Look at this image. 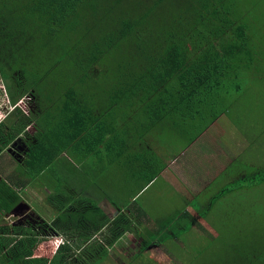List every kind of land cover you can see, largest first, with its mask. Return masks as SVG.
<instances>
[{"label":"trees","instance_id":"trees-1","mask_svg":"<svg viewBox=\"0 0 264 264\" xmlns=\"http://www.w3.org/2000/svg\"><path fill=\"white\" fill-rule=\"evenodd\" d=\"M237 3L0 0V82L15 107L0 122V156L17 140L27 147L14 157L20 170L13 178L0 176V215L11 216L24 201V190L51 170L60 182L47 193L56 218L47 221L35 211L36 226L0 227V264H102L127 233L143 238L144 252L196 226L206 231L208 212L196 216L187 210L183 216L189 221L181 231L173 230L176 223L169 218L155 219L158 224L144 231L146 211L131 202L126 184L141 178L135 183L139 193L166 168L147 136L166 146L169 132L184 134L182 148H187L235 103L227 84L245 78L230 61L243 60L250 40L249 25L237 24ZM101 79L108 81L97 84ZM85 87L91 91L87 97ZM28 95L34 99L29 115L17 106ZM32 126L34 136L28 131ZM59 159L73 169L60 166ZM64 169L70 183L60 175L59 170L67 174ZM115 174H123L126 182L105 188ZM243 178V184L264 181L256 175ZM235 190L222 189L212 205ZM104 201L116 215L107 213ZM252 232L234 243L225 241L221 253L217 249L209 259L206 250L192 249L187 264L197 258L198 264H264V236ZM56 237L63 243L55 248L49 241L51 256L37 251Z\"/></svg>","mask_w":264,"mask_h":264},{"label":"rangeland","instance_id":"rangeland-1","mask_svg":"<svg viewBox=\"0 0 264 264\" xmlns=\"http://www.w3.org/2000/svg\"><path fill=\"white\" fill-rule=\"evenodd\" d=\"M237 5V24L245 22L249 25L246 32L248 31V35H250V40H247V51L250 50V52L247 53V51H245L243 53V60L238 61L236 59H231L230 62L235 66L242 63V65L246 67L249 63V58H251L252 63H256L258 65H256L255 69L249 70L247 68V71H244V80L241 78L238 80L232 79L231 83H226L231 86V90L227 94L232 95V100L234 101L238 97V99H236V103L233 104L228 113H232V116L237 119V124H235V126L240 129L244 128V130L248 132V135L242 130L241 131L247 137L250 136L252 139L255 138L256 144L252 145L250 149L239 155L237 149L235 150L234 147L233 149L229 147L231 144L230 141H225V138L228 139V136H225V134H228L227 120L219 119L218 123L212 125L211 128L218 131L220 134L224 133V135H218V141L215 140L216 143H214L213 148L208 137L205 136L203 141L206 143L205 152L208 155L214 156L215 161L222 165V170L226 169L223 174L225 184H223L221 180H219L216 184L212 183V185H214H211V188L209 187L207 191L194 201L190 197H184V195H186L189 192L190 187H194L196 183L199 189L203 188V184H201L197 176L190 180V185L185 184L189 181L187 177H185L184 182L179 186H176L178 184L173 186L174 183H168L170 178H159V180L153 181L151 187L141 194L139 199H137L138 204L136 205L143 207L144 210L147 211L146 217L142 221V224H140L142 225L141 227L144 228V231L150 227L155 219L165 220V218L175 220L174 223L176 224L171 227H175V229H173L174 231L176 229L181 231V227H185V223L189 221V219H185L183 212L184 210L189 209L196 211L199 216L201 213L208 212L207 217L203 222V227H205L206 231L203 232L196 226V229L192 228L188 233L185 232L181 236L177 233V238L167 241L166 245L162 246L157 243L151 249L144 252H141L144 242L143 238L137 237L135 234H128L124 236L121 241L115 244L109 257L102 264H187L192 249L201 248V250H206L204 257L209 259L217 249H219L221 253V250L224 248L223 243L225 241L234 243L235 237L237 236H241L244 239L248 238V235L252 231V236H264V181L243 184L241 183V177L236 178V171L240 167H242L244 174L248 178H251L253 175L258 176L260 180L264 178V0H238ZM247 6H250V8L247 9ZM231 17L234 16L232 15ZM249 55L251 56L249 57ZM110 66L113 68V65ZM246 79L247 82H244ZM106 81H108V79H101L100 83L97 84L104 85ZM6 83L10 85L8 81H6ZM46 86H49L51 89V81H49ZM238 86L239 89H237ZM0 88L6 90V85L3 82H0ZM84 89L85 97H87L88 92L91 91L87 87ZM48 94H51V90ZM229 95H226V97ZM2 98L3 97H1L0 100ZM23 100L25 102L24 107L27 109L30 108L31 110L34 106L33 97L27 96L24 97ZM1 101L0 121L5 117L7 110L10 109L5 96ZM228 117L231 118V115L228 114ZM44 118L47 119L48 117L44 116ZM51 119L53 121H58L57 117L54 115H52ZM51 119L48 121L52 122ZM48 124L51 125V123ZM241 124L245 127H242L243 125ZM31 131L32 134L35 135V129H31ZM167 140L168 144L165 146L158 139L154 142V140H152V136L146 137V141L150 143L152 149L157 152V155H160L166 164L171 162L168 164L171 165L173 163L169 166L172 170H174L172 174L177 180L182 181V171L180 170L182 169V164L180 162H173L172 160H174V154H179L180 151L184 152L186 149L182 148V144L185 145L186 143L184 134L178 135L176 132H169ZM185 147H187V145ZM193 148L194 150L202 149V142L197 143V145L193 146ZM181 153L178 156H180ZM67 155L68 154H64L63 156L67 158ZM1 156L0 176L3 178H13L15 171L17 169L20 170L17 160L15 159L16 157H10L6 151L4 152V156ZM187 156L183 161L187 162V167L193 169V167L188 164L189 161L187 160ZM235 156L237 157L228 167L226 162L230 161ZM68 159L76 166H79L75 160L71 158ZM63 161L68 164H70V162L66 159H62L61 163L62 166L69 169V166L63 164ZM212 161L213 160L207 158L205 164L209 166ZM198 162L201 163L200 161H197V164L194 162V168L196 169L197 166L199 167ZM54 168L56 170L58 169L56 167ZM71 168L73 169L72 165ZM59 171L62 178H67V183H70V181H68L71 180L69 175L70 172L65 170L67 171V174H65L61 173V170ZM21 173L25 175L23 170H21ZM56 173L58 172L51 170V173H47L48 178L43 177V179L45 178L46 180L41 178L43 181H46L47 185L51 189V192H54L60 184L56 177ZM135 173L137 172L135 171ZM41 179L38 178L35 183L29 185L24 190L22 195L25 202L30 204L39 216L47 221H52L57 217V212L45 203L47 192L50 190L47 189L46 185L43 186L44 183ZM211 179L212 176H207L208 181ZM120 180L126 182L123 174H115L113 176V180H107L104 186L105 188L106 186L111 188V186L118 185V181ZM142 180H146V178H143ZM131 181L135 184L138 181H141V178H132V180H128V183L126 184V191L131 194H135L139 191L140 187L139 185L136 186V184L134 186V184L130 183ZM71 184H68L67 188H70ZM224 188H234L236 190L226 194L223 197L226 199L217 200L212 205V201L216 200L215 197L218 196ZM51 204L53 205V203ZM102 205L108 207L106 208V211L110 216L117 214V210L112 204L104 201ZM4 216L5 215L2 217ZM147 217H150L152 220L149 222L146 221ZM7 223L8 222L6 220H0V226H3V224L6 225ZM154 224L157 225L158 222L156 221ZM151 229H153V231H157V229H155V225L151 227ZM52 239L50 238L44 241L41 245H38L37 247L39 248L37 251L40 254L51 256L54 249H51L48 243ZM58 241L59 240L54 242L55 248ZM138 254L142 257H137ZM225 257L226 255L218 259L216 262L223 261ZM198 263L200 262L197 258L195 264Z\"/></svg>","mask_w":264,"mask_h":264},{"label":"crops","instance_id":"crops-1","mask_svg":"<svg viewBox=\"0 0 264 264\" xmlns=\"http://www.w3.org/2000/svg\"><path fill=\"white\" fill-rule=\"evenodd\" d=\"M235 59V58H234ZM252 61V60H251ZM256 65H258V64H256V63H248L247 65H246V67H244L243 65H242V63H240L238 66H236L235 68H236V70H240V72H241V74H242V76L244 75V71L246 70L247 71V68L249 69V70H252V69H255V67H256ZM241 76V77H242ZM246 82H247V79L245 80ZM244 81V82H245ZM29 96V95H28ZM23 99V98H22ZM21 99V100H22ZM235 101V103H236V99L234 100ZM234 103V104H235ZM232 107V106H231ZM230 107V108H231ZM29 111H30V108L29 109H25L24 110V112L27 114V115H29ZM230 111V110H229ZM228 114H230L231 115V118H229L228 117ZM8 116H6L5 118H7ZM4 118V119H5ZM219 119H226L227 120V122H228V126H227V133L228 134H225V136H228V139L227 138H225V141H227L228 140V142L230 141V148L231 149H233V147L235 148V150L237 149L238 150V153H239V155H241V154H243L244 152H246L248 149H250L251 147H252V145H255L256 144V142H255V138L254 139H252V137H247L243 132H245L247 135H248V132L247 131H245L244 130V128L243 129H240L239 127H237V126H235V124H237V122H236V118L235 117H233L232 116V113H225V114H223ZM218 119V120H219ZM218 120L214 123V124H212V125H215L216 123H218ZM211 125V126H212ZM241 125H243V124H241ZM211 126L204 132V134L202 135V136H200L192 145H190L189 147H187L186 149H185V151L184 152H182V151H180V153H181V155L180 156H178L179 154L178 153H176V154H174L175 156L173 157V159L174 160H172L173 162H180L181 164H182V169H180L181 171H182V176H181V179H182V181H179V180H177L175 177H174V175L172 174V172L174 171V170H172L169 166H171V165H168V164H170V163H168V164H166L165 163V165H166V168H165V172H163V174L162 175H160V177H158L157 179H155V180H159V178H170L169 179V181H168V183H170V184H173L174 183V185L173 186H175L176 184H178V185H176V186H179L180 184H182L183 182H184V178L185 177H187V179L189 180L188 182H186L185 184H187V185H190V180H192V178H195L196 176L199 178V181L201 182V184H203L202 185V189H199L198 187H197V183L195 184V186L194 187H190V189H189V192L186 194V195H184V197H190L192 200H196L197 198H199L205 191H207L208 189H209V187L212 185V183H217L219 180H221V182L223 183V184H225L224 183V178H223V174L225 173V171H226V169H224V170H222L221 169V167H222V165L221 164H218L216 161H215V159H214V156L213 155H208L206 152H205V147H206V143L203 141L204 139V137L206 136V137H208V139H209V141H210V143H211V145H212V148H213V145H214V143H216L215 142V140L216 141H218V135L220 134L218 131H216V130H213V128H211ZM242 127H245L244 125L242 126ZM31 129H34V126H32V127H29V130L28 131H30L31 132V135L32 136H34V134H32V131H31ZM243 132H242V131ZM216 134H217V138H216ZM220 135H224V133H222V134H220ZM199 142H202V149H197V150H194V148H193V146H195V145H197V143H199ZM10 146H12V144L10 145ZM7 153V152H6ZM8 154V153H7ZM10 157H11V155L10 154H8ZM188 155V156H187ZM2 156H4V153L2 154ZM1 156V157H2ZM187 156V160L189 161V163L188 164H190L192 167H193V169H190L189 167H187L186 165H187V162L186 161H183L184 160V158ZM237 156H235L234 158H232L230 161H228V162H226L227 164H228V167L232 164V162H233V160L236 158ZM210 159V160H213L211 163H210V165L209 166H207L206 164H205V162H206V159ZM197 161H200L201 163H199L198 162V165H199V167L197 166V169L196 168H194V162L197 164ZM61 163H62V160L61 159H59V165L61 166ZM65 164V163H64ZM65 165H68L69 166V168H71L70 167V165L68 164V163H66ZM59 166V167H60ZM247 167V166H246ZM245 167V168H246ZM77 168H78V166H77ZM244 170L242 169V167H240L237 171H236V178H238V177H241V179H244L243 177H246V175L244 174ZM207 176H212V179L210 180V181H208L207 180ZM149 179H150V177H149ZM149 179H146L145 180V182L144 183H146ZM154 180V181H155ZM43 183H44V185L43 186H47V189H49L50 191L49 192H47L48 194L49 193H51V189H50V187L47 185V183H46V181L44 182L43 181ZM151 184H152V181L151 182H149V184L148 185H146L139 193L137 192V193H135V194H131V202L133 203H137L138 204V202H137V199H139V197L141 196V194H143L148 188H150L151 187ZM214 185V184H213ZM212 185V186H213ZM211 186V187H212ZM210 187V188H211ZM222 199H226V198H222ZM45 203H47V197H46V201H45ZM48 204V203H47ZM21 205H25V206H27V208L25 209V207H23V206H21ZM49 205V204H48ZM50 206V205H49ZM51 207V206H50ZM139 207H141V206H139ZM106 208H108L107 206H106ZM141 208H143V207H141ZM188 208H190V207H188ZM22 209L24 210V214L26 213V214H29V212H34L35 214H36V212H35V210H34V208L30 205V204H28L27 202H25V200L23 201V202H21V203H19L16 207H15V209L14 210H12V212H11V216H7L6 214H1L0 215V218H2V219H0V220H6L8 223L5 225V224H3V226H9L8 224H14V225H16V224H18V222H20L19 221V219H20V216H19V214H20V212L22 211ZM144 209V208H143ZM146 211V210H145ZM188 212H189V214L190 215H199L196 211H194V210H192V209H189V210H187ZM18 214H17V213ZM147 212V211H146ZM3 215H5L4 217H2ZM4 218V219H3ZM11 218H13V219H11ZM2 225V224H1ZM1 227V226H0ZM129 233H127L126 235H128Z\"/></svg>","mask_w":264,"mask_h":264},{"label":"flooded vegetation","instance_id":"flooded-vegetation-1","mask_svg":"<svg viewBox=\"0 0 264 264\" xmlns=\"http://www.w3.org/2000/svg\"><path fill=\"white\" fill-rule=\"evenodd\" d=\"M27 141H28V138H27ZM16 149L19 152L25 153V151L27 149L25 141L18 140L17 143H16ZM19 216H20V219H19L20 222H18V224H20L21 226L29 227L30 224H32L31 226H36V224H37L36 223L37 216H36V214L34 212H29V214H26V213L24 214V210L22 209V211L20 212Z\"/></svg>","mask_w":264,"mask_h":264},{"label":"built area","instance_id":"built-area-1","mask_svg":"<svg viewBox=\"0 0 264 264\" xmlns=\"http://www.w3.org/2000/svg\"><path fill=\"white\" fill-rule=\"evenodd\" d=\"M0 89H1V88H0ZM1 90H2V92H0V98H1V97L4 98V96H5V97L7 98V104H8V107L10 108V109H8L7 112H6V115H5V117H6V116H8V115L10 114L11 111H13V110L15 109V107L12 106L11 101H10V98L8 97V94H7L6 90H3V89H1ZM3 98H2V99H3ZM2 99H1V100H2ZM23 99H24V98H23ZM23 99L20 100V101L17 103V106H18V107H21V108H23V109L25 110V109H27V108L24 107L25 102H24ZM1 100H0V103L2 102ZM5 117H4V118H5ZM4 118H3V119H4ZM3 119H2V120H3ZM57 240H59V241H58V243H57L56 248L59 247V246L63 243V240H62L60 237H56L55 239H52L53 242H55V241H57Z\"/></svg>","mask_w":264,"mask_h":264},{"label":"water","instance_id":"water-1","mask_svg":"<svg viewBox=\"0 0 264 264\" xmlns=\"http://www.w3.org/2000/svg\"><path fill=\"white\" fill-rule=\"evenodd\" d=\"M16 141L13 143V145L9 148L8 152L12 155V156H15V154H18V151L16 149ZM23 207H25V209L27 208V206L25 205H21Z\"/></svg>","mask_w":264,"mask_h":264},{"label":"clouds","instance_id":"clouds-1","mask_svg":"<svg viewBox=\"0 0 264 264\" xmlns=\"http://www.w3.org/2000/svg\"><path fill=\"white\" fill-rule=\"evenodd\" d=\"M9 116V115H8ZM4 120V119H3ZM3 120H1V121H3ZM0 121V122H1ZM18 141V140H17ZM16 141V142H17ZM12 145H13V143H12ZM11 146H9L7 149H6V152L8 153V154H10L9 152H8V150H9V148H10ZM11 155V154H10ZM12 156V155H11ZM20 155H19V151H18V154H15V156H12V157H19ZM163 172H165V169L164 170H162L161 172H160V175H162L163 174ZM160 175L158 176V177H160ZM151 178V177H150ZM155 179H157V178H155ZM154 179V180H155ZM154 180H152V182L154 181Z\"/></svg>","mask_w":264,"mask_h":264}]
</instances>
